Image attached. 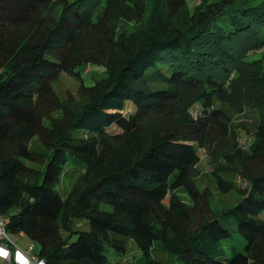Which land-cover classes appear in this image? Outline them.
I'll list each match as a JSON object with an SVG mask.
<instances>
[{
    "label": "trees",
    "instance_id": "1",
    "mask_svg": "<svg viewBox=\"0 0 264 264\" xmlns=\"http://www.w3.org/2000/svg\"><path fill=\"white\" fill-rule=\"evenodd\" d=\"M92 64L104 76L83 85L77 68ZM60 74L79 82L76 99L53 94ZM249 105L262 136L233 148L247 191L191 226L173 189L195 203L197 148ZM71 163L83 171L61 196ZM0 216L47 264H114L104 250L126 239L134 264H171L155 246L182 264L264 260V0H0ZM231 230L241 249L222 256Z\"/></svg>",
    "mask_w": 264,
    "mask_h": 264
},
{
    "label": "rangeland",
    "instance_id": "2",
    "mask_svg": "<svg viewBox=\"0 0 264 264\" xmlns=\"http://www.w3.org/2000/svg\"><path fill=\"white\" fill-rule=\"evenodd\" d=\"M71 1V0H69ZM259 57L258 52L251 53L246 56V59L251 60ZM81 75V83L83 85H92L94 80L104 76V67L102 65H81L77 68ZM79 82L72 77L60 74L51 83L53 94L58 100H74L77 98V86ZM213 106L225 109L224 103L213 101ZM132 105L127 103L125 111H131ZM200 111V103L195 101L189 107V113L196 117ZM51 114H54L51 112ZM259 109L254 105L242 107L240 112L234 111L228 114V133L223 136L215 134L208 139L201 147L197 148L198 161L195 166V171L188 175V181L195 188L196 197L195 203L184 186H178L173 189V193L178 198L179 202L187 207V212L191 219V226L202 222L205 218L217 212L223 207H230L238 199V197L247 191L248 181L243 176V167L239 159L233 155V148L236 146L246 148L249 143L255 139H259L261 134ZM110 131H118V128L111 126ZM32 143L39 144L36 137ZM209 148H213V154H210ZM227 153V154H226ZM232 154V155H231ZM249 164L250 169L255 172L257 165L251 159ZM215 169V175L211 172L212 167ZM83 171L81 165L68 164L65 166L63 174L60 176L58 185L55 186L58 193L63 196L70 188L76 176ZM217 176L222 180V185L217 183ZM162 206H167V199L162 201ZM101 207L109 209L108 205ZM263 217V215H261ZM73 229H86L84 220L75 219L71 224ZM234 226H231V229ZM8 238L19 248L26 249L31 246L32 251L36 250V243L18 233L6 232ZM171 234V233H170ZM222 249V256H229L231 246L241 249L242 240L231 230V236L220 240L219 243ZM104 253L109 262L114 264H134L141 254V249L137 242L133 239H126L124 250L121 253L116 252L111 247H106ZM151 257L171 264H182L180 260L174 259L166 252L155 246L150 251ZM142 263V261H139ZM259 264H264V260Z\"/></svg>",
    "mask_w": 264,
    "mask_h": 264
},
{
    "label": "built area",
    "instance_id": "3",
    "mask_svg": "<svg viewBox=\"0 0 264 264\" xmlns=\"http://www.w3.org/2000/svg\"><path fill=\"white\" fill-rule=\"evenodd\" d=\"M18 234L23 235L20 232ZM0 264H47L32 251L31 246L21 249L8 238L2 216H0Z\"/></svg>",
    "mask_w": 264,
    "mask_h": 264
}]
</instances>
